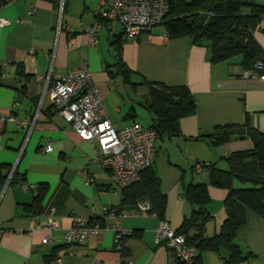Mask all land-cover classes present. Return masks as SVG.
I'll list each match as a JSON object with an SVG mask.
<instances>
[{"label":"crops","instance_id":"obj_1","mask_svg":"<svg viewBox=\"0 0 264 264\" xmlns=\"http://www.w3.org/2000/svg\"><path fill=\"white\" fill-rule=\"evenodd\" d=\"M32 5L35 12L29 14ZM98 6L99 0H64L60 12L59 2L7 0L0 8V17L10 21L0 26V117L24 118L37 112L29 134L13 121L0 119V175L12 171L10 180L0 183V264H173L174 253L155 242L159 219L153 215L120 218L128 236L123 244L129 254L126 263L111 231L85 243L65 244L64 230L75 216L110 223L115 221L111 212L128 208L122 205V186L93 146L78 136L47 96L42 98L48 74L54 78L86 63L117 128L152 124L144 80L187 86L196 113L181 118L179 135L157 138L153 163L166 196L163 220L174 230L193 210L185 188L203 183L211 199L205 209L212 215L205 233L219 231L226 190L211 184L208 167L225 168V157L253 147L249 138L238 137L212 146L205 136L215 126L245 122L264 130V83L243 76L240 56L212 62L207 47L193 44L188 36L169 38L163 25L126 41L121 24L106 20L99 21L97 42L90 45L87 28L97 20ZM254 36L264 50V17ZM123 65L131 71L128 81ZM48 143L51 151H42ZM40 186H45L41 212L34 215L28 205L35 208ZM52 209L59 228L49 246L42 244L45 231L37 226ZM235 236L242 251L251 254L246 264H264V217L246 208ZM227 255L224 250L204 251L196 264H223Z\"/></svg>","mask_w":264,"mask_h":264},{"label":"trees","instance_id":"obj_2","mask_svg":"<svg viewBox=\"0 0 264 264\" xmlns=\"http://www.w3.org/2000/svg\"><path fill=\"white\" fill-rule=\"evenodd\" d=\"M45 1L56 6L59 2ZM5 3L7 0H0V8ZM263 17L264 4L255 0H168V10L160 25H163L169 38L188 36L193 44L207 47L212 62L228 61L240 56L242 69L250 70L257 62L264 63V50L254 36ZM121 68L128 81L131 71L125 65ZM18 74H22L20 68ZM142 83L148 89L146 107L152 115L150 127L157 131L158 137L179 135L181 118L196 113V103L190 90L184 84L167 85L147 80ZM232 137L249 138L253 147L229 154L224 158L225 168L212 164L208 167L211 184L226 190L225 218L218 232L213 235L205 233L206 223L212 218L205 209L211 202L207 186L203 183L189 184L184 191L193 210L183 219L176 232L184 234L186 244L196 249L195 264L200 262L202 252L220 253L221 250L228 254L222 258L223 264H246L251 254L242 251L235 236L237 228L245 221L246 208L264 217V130L250 127L246 122L219 125L205 139L212 146H218ZM7 175H0V183L7 179ZM43 189L45 186H40L35 196V208L32 204L28 205L34 215L41 212ZM121 194L122 205L128 209L134 208L141 200H147L156 217L163 219L166 196L153 164L141 171L138 180L122 186ZM127 237V234L122 237L120 250L115 246L121 254L122 263H126L125 259L129 255L123 246ZM173 264L185 263L174 254Z\"/></svg>","mask_w":264,"mask_h":264},{"label":"built area","instance_id":"obj_3","mask_svg":"<svg viewBox=\"0 0 264 264\" xmlns=\"http://www.w3.org/2000/svg\"><path fill=\"white\" fill-rule=\"evenodd\" d=\"M63 1L59 0L60 12ZM167 10L168 0H99L97 20L87 28L89 44L93 45L97 42L100 20L120 23L123 40L135 41L141 33L160 25ZM34 12L35 7L32 5L28 13ZM9 23L8 19L0 17V26ZM243 76L264 83V63L257 62L252 69L245 70ZM45 96L49 98L53 108L62 118L74 128L78 136L93 146L102 165L111 170L115 181L121 186L138 180L141 171L153 164L157 131L138 122L117 128L103 104L99 86L95 83L86 63L80 67L70 68L54 78L50 74L44 77L42 98ZM36 118L37 112L33 116L24 118L12 115L0 117L2 120L13 121L18 127L25 128L27 134L33 128ZM51 149V143H48L42 151L49 152ZM196 167L200 169L202 166L198 164ZM11 175L12 171L7 176V182ZM86 181L92 180L87 178ZM52 213L53 209L51 214L37 226L45 231L41 239L42 244L49 246L54 245L53 232L59 228L58 221ZM110 215L115 221L103 224L90 223L87 218L75 216L72 224L64 230L65 244L85 243L93 236L111 231L115 235L116 249L120 250L122 237L126 234L119 226L121 217L147 215L156 217L147 200L137 202L132 209L111 212ZM154 239L157 244H162L171 250L185 264H195L196 249L187 245L185 235L177 233L167 221L158 220ZM56 261L60 263L61 258H57Z\"/></svg>","mask_w":264,"mask_h":264}]
</instances>
